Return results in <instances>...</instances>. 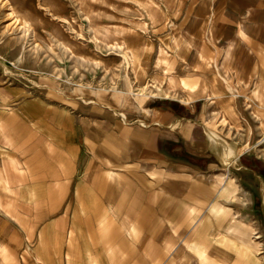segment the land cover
I'll return each instance as SVG.
<instances>
[{"label": "crops", "instance_id": "obj_1", "mask_svg": "<svg viewBox=\"0 0 264 264\" xmlns=\"http://www.w3.org/2000/svg\"><path fill=\"white\" fill-rule=\"evenodd\" d=\"M185 2L182 27L191 17L198 26L182 35L171 70L195 86L187 105L203 99L198 112L163 102L137 113L133 120L146 127L103 110L76 129L29 128L31 158L14 142V127L5 129L0 158L10 167L0 173L20 179L0 176V198H18L19 215L38 213L36 241L28 240L30 223L22 241H7L12 232L0 227L6 263L22 256V264H252L250 242L233 243L241 235L236 211L221 203L230 184L212 133L224 143L255 127L264 135V0Z\"/></svg>", "mask_w": 264, "mask_h": 264}, {"label": "rangeland", "instance_id": "obj_2", "mask_svg": "<svg viewBox=\"0 0 264 264\" xmlns=\"http://www.w3.org/2000/svg\"><path fill=\"white\" fill-rule=\"evenodd\" d=\"M185 3L0 0V143L10 138L5 129L14 127V142L23 143L31 158L23 139L29 136V128L76 129L80 119L88 120L91 111L103 110L118 118L121 116L117 111L122 113L128 118V126L146 127L149 124L133 120L137 113L144 105L160 106L163 102L182 105L184 115H188L184 109L189 106L198 112L205 102L201 99L191 105L181 103L183 99L189 102V90L194 88L188 81L184 87L175 78V70H171V55L176 57L177 50L182 51V35H192L198 26L191 17L182 27ZM183 64L187 67V61ZM179 65L178 61L175 69ZM169 77L174 78V83H169ZM56 111H61V120ZM66 115L70 121L72 117L71 122L63 120ZM246 119L251 126L256 124L255 119ZM62 134L54 135L60 139ZM239 136L242 141L235 137L225 143L233 147L234 154H238L239 147L244 148L239 160L231 155L225 162V148L219 144L217 161L230 184L222 192L221 203L236 211L232 220L237 222L241 236L233 243L244 249L250 242V263L264 264V135L255 127L248 137L245 133ZM212 137L217 138L215 142L219 139L214 133ZM7 162L8 157L0 158V169L7 170ZM16 166L20 168L21 164ZM5 175L20 179L17 171L0 173ZM18 200L11 196L0 198V227L7 223L3 230L12 232L7 241H22L27 237L26 229L21 227L30 223L28 240L36 241L38 213L27 208L25 214L19 215L13 204ZM226 244L230 247L231 243ZM22 258L13 262L7 258L6 263V258L0 257V264H22Z\"/></svg>", "mask_w": 264, "mask_h": 264}, {"label": "bare ground", "instance_id": "obj_3", "mask_svg": "<svg viewBox=\"0 0 264 264\" xmlns=\"http://www.w3.org/2000/svg\"><path fill=\"white\" fill-rule=\"evenodd\" d=\"M168 81H169L170 84H172V83H174L175 80H174L173 77H169ZM179 81H181V83L183 84L184 87H185V85L187 84V82H185L183 79H180ZM192 88H194V85H193V84H192ZM189 89H190V88H189ZM190 90H191V89H190ZM190 90H189V91H190ZM182 101L188 103V101H185L184 99H183ZM117 113H118V112H117ZM119 115H120V116H123L122 113H119ZM213 139H214V140H217L216 137H213ZM217 142L220 143L222 146H224V148H225V153H224V155H223V160H224L225 162H227V161H228V157L231 156V155L233 154V147H232V146H229V145H227V144H225L224 142H221L220 139H218ZM21 150H22V149H21ZM243 150H244V148L239 147V148L237 149V153H238V154H239V153H242ZM227 163H228V162H227ZM16 164H17V163H16ZM17 169H18V168H17ZM21 169H22V168H21ZM262 206H263V205H262Z\"/></svg>", "mask_w": 264, "mask_h": 264}, {"label": "trees", "instance_id": "obj_4", "mask_svg": "<svg viewBox=\"0 0 264 264\" xmlns=\"http://www.w3.org/2000/svg\"><path fill=\"white\" fill-rule=\"evenodd\" d=\"M239 159H240V157H239Z\"/></svg>", "mask_w": 264, "mask_h": 264}]
</instances>
